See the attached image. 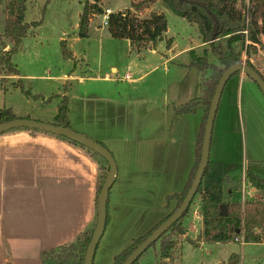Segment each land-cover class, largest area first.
<instances>
[{"label":"crops","instance_id":"crops-1","mask_svg":"<svg viewBox=\"0 0 264 264\" xmlns=\"http://www.w3.org/2000/svg\"><path fill=\"white\" fill-rule=\"evenodd\" d=\"M159 1L150 4V7ZM163 8L165 6L161 4V10L155 12L164 13ZM91 19L90 16L89 24ZM260 28L259 37L264 40V21L260 22ZM198 32L197 40L190 38L187 45L177 50L172 38L167 36V28L158 39L165 40L166 50L156 48L158 40L133 49L137 57L131 59L130 72L126 71L122 78L114 76L117 72L115 65L104 72L99 68H87L88 71L83 70L79 75L72 72L61 77L62 80H76L71 89L78 85L81 87L78 91L67 93L71 129H74L71 126L72 114L79 113L81 129L78 133L103 143L116 164L107 201L108 219L92 264H95L99 243L107 227L116 221L119 209L126 210V220L130 209L138 208L144 216L150 209L149 226L125 237L130 244L134 238L163 220L175 201L170 200L168 207L166 197L181 192L186 184L195 163L203 110L195 111L192 125L184 118L190 117V113L180 114L171 121L169 115L174 107L199 95L202 74L191 63L204 54L208 55L210 62L218 61L211 52V46L209 48L208 43L203 42ZM144 50L159 63L152 65L138 60ZM180 57L183 58L178 61ZM246 59L243 53L241 60L245 63ZM249 60L264 81V50L259 49ZM170 63L172 69L168 68ZM158 64L165 71L180 75L172 82L165 79L166 88L163 89L161 102L155 101L153 90L140 86L147 75L156 71ZM209 74L206 71L205 77ZM22 77L20 72L18 75H0L4 80ZM121 81L126 86H121ZM45 116L32 115L28 110L23 115H17L52 123L55 114L51 118ZM88 118L96 120L88 124ZM238 154L243 162L242 185L239 187L225 171L226 162ZM209 158L222 163L224 175L230 183L227 184L224 201L253 200L250 196L261 193L251 185L247 173L252 172L264 179V170H261L264 164V95L243 72L230 77L221 93L212 128ZM139 160L143 163H138ZM137 175L142 177L141 181L132 180ZM97 177L98 166L90 155L54 134L24 129L1 133L0 264H42L44 253L73 242L96 217ZM260 195L263 197V193ZM185 226L189 231L191 227ZM115 255L110 252L106 264H111Z\"/></svg>","mask_w":264,"mask_h":264},{"label":"rangeland","instance_id":"rangeland-1","mask_svg":"<svg viewBox=\"0 0 264 264\" xmlns=\"http://www.w3.org/2000/svg\"><path fill=\"white\" fill-rule=\"evenodd\" d=\"M86 1L92 4L89 5L91 6V13L96 15H91L92 19L89 24L90 26H88L87 36L80 37L78 35V24ZM135 1L139 0H26L24 21L27 23L39 22V24L32 26L28 30L26 37L21 41L20 48L12 58L23 77L14 80L0 78V109L10 108L13 114L16 113L14 114L16 117L17 115H23L28 110L32 115L39 114L43 117L47 115V118H51L53 114L56 116L58 106L64 97L67 100V108H70L67 93L78 91L81 88L78 85V87L71 89L75 86L76 80L68 78L62 80L61 77L71 75L72 72L73 75H79L82 73L81 71L87 68L92 70L99 68L104 72L111 65L117 67V72L114 74L115 77H124L126 71L130 72L128 67L132 65L131 59L137 57V54L128 39H115L111 37L107 26L102 23V12L107 8L113 12H124L126 9L131 8L132 2ZM6 2L7 0H0V50H6L11 47V44L1 36L4 29ZM255 2L257 0H238L237 4L250 8ZM161 4L164 5L161 1L153 5V7L149 5L143 12L138 13L139 18H148L152 12L161 10ZM163 11L167 20V36L168 38H172L173 45L177 50L187 45L190 38L192 40L198 39L199 30L197 25H190L186 19L176 15L169 8L165 7ZM98 26L99 28H97ZM62 40L65 41L67 49L72 52L70 58L63 56L61 50ZM220 42L224 44L225 38H221ZM2 43L6 44L4 48L1 47ZM210 46L211 43H208L209 48ZM156 48L165 51V40H158ZM139 56H142V58H138V60L143 63L152 65L159 63L155 62L156 60L145 50ZM157 56L155 55V57ZM182 58L180 57L178 61H181ZM214 64L219 65V61ZM168 68L172 69L171 63ZM207 71H209L210 77L211 71ZM179 77L180 75H177L173 71H165L162 65L158 64L156 71L147 75L140 86H146L153 90V98H155V101L161 102L163 89L166 88L164 86L165 79L168 82H172ZM18 81L20 82L19 85L17 84ZM119 84L126 86L124 81H121ZM76 105H79V103ZM195 113L190 112V117H184L185 120L191 121V125L194 120L192 116ZM169 116V121H171L180 116V114L175 113L173 109V113H170ZM68 119L70 125L69 109ZM72 119L73 123L71 122V126L73 125L72 127L76 129L72 130L78 132L81 129L79 113H73ZM94 120L96 119L88 118L87 123L92 124ZM190 132L192 133V130ZM120 162L121 160L118 158V163ZM138 163L142 164L143 162L139 160ZM242 163V156L238 154L225 164V171L235 179L237 182L236 186L238 187L242 185ZM261 168V170H264V164L261 165ZM126 169L127 166L124 170ZM155 177L154 175V179ZM141 178L140 175H137L132 180L137 179L141 181ZM155 183L156 179L153 185ZM227 184L230 183H225L223 196L226 195ZM260 194L262 192L253 195L254 197L250 196V198L261 200L263 197ZM233 197L235 198V196ZM240 202L243 203L244 198H241ZM148 210L146 217L143 214L144 212L141 213L138 208L130 209L128 220L125 219L126 210L124 211L121 208L117 211L116 221L113 225L107 227L99 243L95 264H106L110 252L117 255L129 245L125 237L135 235V231L145 230L149 226L148 223L151 221V216L148 214L150 209ZM200 213V197L199 195H195L190 204L189 211L182 221L183 232L181 234L173 232L168 234L169 237L175 239L177 242V247L174 251L175 258L173 262H167L168 264H226L232 253L238 254V264H264L263 243L242 244L235 241L223 243L203 239V222L201 226L202 216ZM185 224L191 227L189 231H187ZM186 232L189 233L186 235ZM199 234H201L200 239L197 238ZM136 264H159V243L150 247Z\"/></svg>","mask_w":264,"mask_h":264},{"label":"trees","instance_id":"trees-1","mask_svg":"<svg viewBox=\"0 0 264 264\" xmlns=\"http://www.w3.org/2000/svg\"><path fill=\"white\" fill-rule=\"evenodd\" d=\"M158 0H139L132 2L131 8L126 11L112 12L107 21V29L111 37L130 41L134 49H139L147 43H154L162 37L167 29V21L163 12H152L148 18L141 19L138 13L143 12L150 4ZM166 8H169L176 15L185 18L188 22L196 24L200 31L203 42L211 43V52L217 56L219 65L208 60L207 55L196 58L191 65L201 72L200 93L197 97L189 100L179 107L173 108L177 114L203 110L202 122L196 142L195 163L190 171L189 177L183 190L166 197V204L175 200V204L169 213L145 234L134 238L132 242L120 253L113 257L111 264H121L126 257L182 202L190 184L194 178L199 163L204 125L210 105V101L223 71L232 64L241 63V56L244 52L247 56L245 64L257 73L250 56L258 50H264V40H261L260 22L264 21V0H257L252 7L238 5V0H160ZM85 2L80 14L78 24V35L86 37L90 21L91 6ZM95 7V6H92ZM26 0H7L5 7L4 29L1 36L11 44L6 50H0V75H18L19 70L13 62V55L18 51L22 39L27 35L32 26L39 22L27 23L24 21ZM101 13V12H100ZM103 13V12H102ZM225 38V43L220 42ZM61 50L64 57H71L72 53L67 49L65 41H61ZM211 71L210 77L205 78V72ZM234 73L232 76L238 74ZM231 76V77H232ZM19 81L17 84L19 85ZM17 118L10 108L0 109V122ZM71 129L68 119L67 100L62 99L58 106V112L51 123ZM40 131L29 128H14ZM11 130H6L5 133ZM72 130V129H71ZM42 133H48L40 131ZM52 134V133H49ZM55 135V134H54ZM57 137L67 140L84 149L98 166V177L96 193L100 192L101 186L108 173L107 161L98 153L82 146L63 136ZM98 142V141H96ZM100 143L102 146L103 143ZM105 147V146H104ZM251 185L263 193L261 200H246L241 202H227L223 199L224 185L228 181L224 175L222 163L213 161L210 158L203 171L201 182L196 194L200 197L201 216L203 222L202 235L206 241L238 243H263L264 244V179L252 172L247 173ZM193 200V199H192ZM192 202V201H191ZM225 204L227 211L225 215L220 214V206ZM190 207V205H189ZM189 207L182 216L172 224L155 242H153L134 262L136 264L142 255L150 248L159 243V264L173 262L174 251L177 247L175 239L169 237L173 232H183L182 221L187 215ZM97 215L92 224L80 232L73 242L60 248L50 250L43 254L42 264H84L86 248L92 236ZM108 214L106 215L107 223ZM239 256L236 253L230 254L226 264H238Z\"/></svg>","mask_w":264,"mask_h":264},{"label":"water","instance_id":"water-1","mask_svg":"<svg viewBox=\"0 0 264 264\" xmlns=\"http://www.w3.org/2000/svg\"><path fill=\"white\" fill-rule=\"evenodd\" d=\"M6 46L5 43H2V48ZM236 72L245 73L251 80H253L256 85L259 87L261 92L264 95V81L259 76V74L247 66L245 63L241 62L238 64H232L228 66L223 73L221 74L217 85L214 89L205 125H204V133L202 137L201 144V153L198 166L195 171L194 178L190 184L189 189L187 190L182 202L175 209V211L169 215L162 223H160L127 257L121 264H133V262L158 238L172 225L174 224L185 212V210L191 204L192 199L194 198L197 188L201 182V178L203 175V171L206 167V164L209 159V146L212 134V128L214 123L215 114L217 111L219 99L221 93L224 89V86L228 79ZM14 128H29L40 130L48 133H52L55 135L63 136L68 138L71 141H74L82 146L87 147L88 149L98 153L101 155L108 163V173L104 179V182L101 186L100 192L97 196V211H96V224L86 248L85 256H84V264H92L96 247L102 236V233L105 228L106 215H107V201L109 195V188L112 181V178L116 172V164L115 160L111 154V152L100 143L95 140L80 134L74 130L53 125L51 123L41 122L34 119L29 118H14L7 121L0 122V132H4L6 130H11ZM227 211V207L225 204L220 206V214L225 215ZM200 235L197 237L200 239Z\"/></svg>","mask_w":264,"mask_h":264},{"label":"built area","instance_id":"built-area-1","mask_svg":"<svg viewBox=\"0 0 264 264\" xmlns=\"http://www.w3.org/2000/svg\"><path fill=\"white\" fill-rule=\"evenodd\" d=\"M112 13V11L107 8L103 11V21L102 23L106 26L107 25V21H108V18H109V15ZM127 77V76H126Z\"/></svg>","mask_w":264,"mask_h":264}]
</instances>
